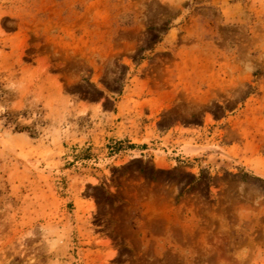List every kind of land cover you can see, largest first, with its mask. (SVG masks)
Listing matches in <instances>:
<instances>
[{
  "label": "rangeland",
  "instance_id": "obj_1",
  "mask_svg": "<svg viewBox=\"0 0 264 264\" xmlns=\"http://www.w3.org/2000/svg\"><path fill=\"white\" fill-rule=\"evenodd\" d=\"M0 264H264V0H0Z\"/></svg>",
  "mask_w": 264,
  "mask_h": 264
}]
</instances>
